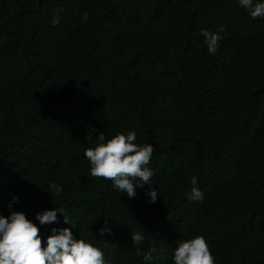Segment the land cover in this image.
<instances>
[{"label":"trees","instance_id":"1","mask_svg":"<svg viewBox=\"0 0 264 264\" xmlns=\"http://www.w3.org/2000/svg\"><path fill=\"white\" fill-rule=\"evenodd\" d=\"M204 31L221 37L215 54ZM132 129L154 144L156 185L129 198L90 174L84 151L99 132ZM13 195L33 219L62 205L76 226L58 213L41 234L71 227L111 264H174L176 242L199 233L215 264H264V17L238 0H0L5 215Z\"/></svg>","mask_w":264,"mask_h":264},{"label":"clouds","instance_id":"2","mask_svg":"<svg viewBox=\"0 0 264 264\" xmlns=\"http://www.w3.org/2000/svg\"><path fill=\"white\" fill-rule=\"evenodd\" d=\"M238 3L253 19L264 17V0H238ZM83 19H88L87 13H84ZM59 20L58 15L54 16L52 23L57 24ZM202 34L208 53L215 54L221 39L219 33L204 31ZM153 152L154 144L137 142L136 131L132 129L110 137L104 132H99L91 146L85 149L84 155L90 162L92 176L111 180L113 189L127 193L129 198H133L136 196L137 187H143L145 184L156 185L153 182L155 172L149 167ZM47 192L52 197H59L63 192V185L52 182L48 185ZM158 192L157 186L146 189L145 195L149 203L157 200ZM203 196L198 176L194 174L191 176L188 198L199 201ZM19 199L18 195L12 196L7 205L10 209L8 215L0 211V264H111L94 240L84 235H74L71 227L54 226L46 237L41 234V225L59 222L58 213L63 215L65 224L76 226L62 205L54 204L53 207L39 211L33 219L26 215L25 211L13 207ZM97 231L101 235L111 231L107 219ZM131 239L133 244L137 245L144 236L137 232ZM154 252L155 249H149L143 257L144 261H154ZM172 258L174 264H215V257L203 233L179 239Z\"/></svg>","mask_w":264,"mask_h":264}]
</instances>
